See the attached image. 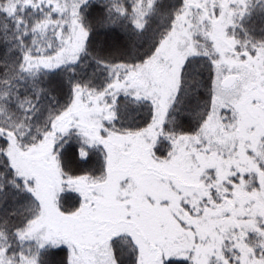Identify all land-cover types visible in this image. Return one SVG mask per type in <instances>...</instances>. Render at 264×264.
<instances>
[{
    "label": "snow or ice",
    "instance_id": "6c2138e0",
    "mask_svg": "<svg viewBox=\"0 0 264 264\" xmlns=\"http://www.w3.org/2000/svg\"><path fill=\"white\" fill-rule=\"evenodd\" d=\"M0 264H264V0H0Z\"/></svg>",
    "mask_w": 264,
    "mask_h": 264
}]
</instances>
